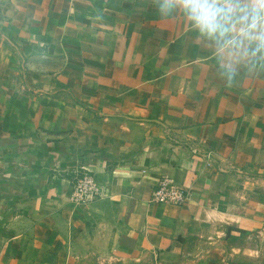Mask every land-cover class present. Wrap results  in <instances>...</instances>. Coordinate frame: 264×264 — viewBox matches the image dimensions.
<instances>
[{
	"label": "crops",
	"instance_id": "obj_1",
	"mask_svg": "<svg viewBox=\"0 0 264 264\" xmlns=\"http://www.w3.org/2000/svg\"><path fill=\"white\" fill-rule=\"evenodd\" d=\"M161 4L0 0V264H264V67Z\"/></svg>",
	"mask_w": 264,
	"mask_h": 264
},
{
	"label": "clouds",
	"instance_id": "obj_2",
	"mask_svg": "<svg viewBox=\"0 0 264 264\" xmlns=\"http://www.w3.org/2000/svg\"><path fill=\"white\" fill-rule=\"evenodd\" d=\"M160 11L178 12L198 32L222 77L230 80L241 65L264 67V0H162Z\"/></svg>",
	"mask_w": 264,
	"mask_h": 264
},
{
	"label": "built area",
	"instance_id": "obj_3",
	"mask_svg": "<svg viewBox=\"0 0 264 264\" xmlns=\"http://www.w3.org/2000/svg\"><path fill=\"white\" fill-rule=\"evenodd\" d=\"M101 195L102 189L97 183L95 175L85 168L77 171L72 187L71 201L77 206H88L97 201ZM191 197L192 193L190 191L181 188L170 175L164 174L158 180L151 200L156 203H170L182 206Z\"/></svg>",
	"mask_w": 264,
	"mask_h": 264
},
{
	"label": "rangeland",
	"instance_id": "obj_4",
	"mask_svg": "<svg viewBox=\"0 0 264 264\" xmlns=\"http://www.w3.org/2000/svg\"><path fill=\"white\" fill-rule=\"evenodd\" d=\"M25 254H28V252H26ZM28 258L30 259L31 257H30V253L28 254ZM23 260H25V259H23ZM9 264H16L15 262H11V261H9ZM18 264H38V263H33L32 261H25V262H19ZM40 264H43V263H40ZM109 264H128V263H109Z\"/></svg>",
	"mask_w": 264,
	"mask_h": 264
}]
</instances>
